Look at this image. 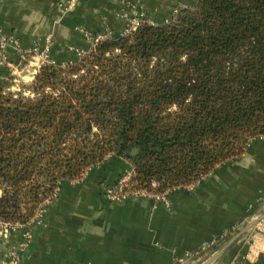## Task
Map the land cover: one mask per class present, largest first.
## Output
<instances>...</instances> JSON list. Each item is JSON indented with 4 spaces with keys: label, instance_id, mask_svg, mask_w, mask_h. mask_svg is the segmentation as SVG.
Masks as SVG:
<instances>
[{
    "label": "trees",
    "instance_id": "trees-1",
    "mask_svg": "<svg viewBox=\"0 0 264 264\" xmlns=\"http://www.w3.org/2000/svg\"><path fill=\"white\" fill-rule=\"evenodd\" d=\"M13 80L0 79V220L27 222L112 157L135 192L186 190L264 139V0H198Z\"/></svg>",
    "mask_w": 264,
    "mask_h": 264
},
{
    "label": "crops",
    "instance_id": "crops-1",
    "mask_svg": "<svg viewBox=\"0 0 264 264\" xmlns=\"http://www.w3.org/2000/svg\"><path fill=\"white\" fill-rule=\"evenodd\" d=\"M0 0V27L19 40L23 50L50 49L59 62L78 60L87 49L85 34L122 35L127 28L125 3L134 0ZM146 18L155 25L198 0H142ZM49 52V53H50ZM10 66L21 64L14 50L6 52ZM35 55V54H34ZM34 60L40 57L35 55ZM37 70V69H36ZM132 165L109 158L78 181L64 182L60 196L47 209L44 223L32 231V245L22 264H174L215 242L184 264H202L236 230L264 214V139L250 142L247 152L217 167L193 191L170 192V207L149 196L112 204L103 189L114 185ZM126 173V174H125ZM1 195V192H0ZM14 233L0 238V248L21 240ZM213 264H264V221L240 238Z\"/></svg>",
    "mask_w": 264,
    "mask_h": 264
},
{
    "label": "built area",
    "instance_id": "built-area-1",
    "mask_svg": "<svg viewBox=\"0 0 264 264\" xmlns=\"http://www.w3.org/2000/svg\"><path fill=\"white\" fill-rule=\"evenodd\" d=\"M68 3L72 5L75 3V0H69ZM141 3H142V0H134V2L132 3L131 2L125 3L124 6L126 7V9L124 11V14L127 13V10H129L131 6L132 7L140 6ZM141 22L143 21L137 22L135 25L130 26L122 34H126L130 32L131 30L135 29ZM84 34L86 38H89L91 36L95 38L93 46L100 40H103L104 38L114 36L112 33L97 34L96 36H94L93 33L91 34L89 32H86ZM10 48L14 49L21 56V58H24V55H26L27 53H32L42 58V55L44 53L48 54L50 52L49 48H47L44 52H40L39 48L37 47L31 50L25 51L22 49L19 43V40L16 37L8 36L5 33V31L0 27V66H10L7 60V55H6L7 50ZM52 63H55V62H52ZM131 176L132 174H127L123 176L121 179H119L114 185L106 186L103 189V197L105 198V200L112 204H122L132 198L145 195V196L154 198L156 201L164 200V204L167 207H170V203L168 202L167 197H166L170 192L159 194V195H149L146 193L135 192L129 186V181L131 179ZM192 187H189L188 189ZM59 193H60V189H57L51 197H49L47 200H45L42 203V205L37 210L35 216L31 218L30 220H28L27 222L9 223V222L0 220V238L1 239L8 240L11 237V235L14 233H20L22 237L21 240L14 243L10 247L0 248V264H22L23 263L25 254L29 251L32 245V231L35 228L41 227L43 225L45 214L47 212V208L58 197ZM215 245H216L215 242L208 243L204 245L202 248H200L198 251H196L195 253L191 255H187L185 258L177 259L174 262V264H184L188 258L196 256L203 251L213 250L215 248Z\"/></svg>",
    "mask_w": 264,
    "mask_h": 264
},
{
    "label": "rangeland",
    "instance_id": "rangeland-1",
    "mask_svg": "<svg viewBox=\"0 0 264 264\" xmlns=\"http://www.w3.org/2000/svg\"><path fill=\"white\" fill-rule=\"evenodd\" d=\"M123 16H125L124 18L126 19L127 21V28L124 30L126 31L130 26H133L135 25L137 22H140V21H149L147 18H146V14H145V11H144V2H142L140 4V6H135V7H130L129 10H127V13L124 14L123 12ZM123 31V32H124ZM92 34V33H91ZM97 34H106V33H102V32H96L94 33L93 35L96 36ZM86 41L88 42L87 44V49L84 51H79L78 52V59L84 54L86 53L87 51L90 50V48H92L93 46V43L95 41V38L94 37H89V38H86ZM36 58V56L32 53H27L26 55H24V58L21 59V64H19V66L17 67H14L10 69L9 73L4 75V76H0V79H5V78H13V83H14V86L12 88L13 91H20V89L22 88L23 85L25 86H28V84H30V82L33 80V76L36 74V72L38 71V69L45 63H52V62H56V63H59L53 56H52V53H48V54H43L42 55V58H40L39 60H34L33 58ZM37 69V70H36ZM28 94V93H27ZM98 168V167H96ZM126 174V173H125ZM85 176H87V173L85 174ZM84 176V177H85ZM83 177V178H84ZM186 191L188 192H192L193 191V187L190 188V189H186ZM61 193V192H60ZM60 193L58 195V197L60 196ZM170 194V193H169ZM169 194L166 196L167 197V200H168V196ZM145 196V195H144ZM58 197L56 199H58ZM147 197V196H145ZM148 198H151V197H148ZM55 199V200H56ZM154 199V198H152ZM54 200V201H55ZM155 200V199H154ZM53 201V202H54ZM52 202V203H53ZM159 202H164V200H160ZM169 202V200H168ZM51 203V204H52ZM170 203V202H169ZM50 204V205H51ZM49 205V206H50ZM116 205V204H115ZM48 209V208H47ZM239 232V230H236L234 235ZM232 237V236H231ZM230 237V238H231ZM229 238V239H230ZM221 247V246H220ZM220 247H216V250L217 251ZM214 253V252H213Z\"/></svg>",
    "mask_w": 264,
    "mask_h": 264
},
{
    "label": "water",
    "instance_id": "water-1",
    "mask_svg": "<svg viewBox=\"0 0 264 264\" xmlns=\"http://www.w3.org/2000/svg\"><path fill=\"white\" fill-rule=\"evenodd\" d=\"M264 221V214L258 217L256 220L247 224L242 230H239L233 235L226 243H224L217 251H215L205 262L202 264H213L218 258H220L227 250H229L240 238L253 230L257 225Z\"/></svg>",
    "mask_w": 264,
    "mask_h": 264
}]
</instances>
